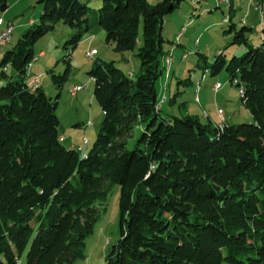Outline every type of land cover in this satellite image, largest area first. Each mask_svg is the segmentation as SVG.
<instances>
[{
  "label": "trees",
  "instance_id": "16d2710c",
  "mask_svg": "<svg viewBox=\"0 0 264 264\" xmlns=\"http://www.w3.org/2000/svg\"><path fill=\"white\" fill-rule=\"evenodd\" d=\"M184 1L103 0L93 10L81 0H38L39 22L0 64V264L84 260L114 184L120 239L106 264H264V41L250 45L252 29L238 30L231 18V45L248 52L228 61L221 51L201 67L212 77L229 74L254 123L168 119L157 108L156 89L165 69L164 24ZM9 8V0H0V13ZM59 23L75 30L66 49L74 51L101 27L115 52L138 50L141 63L134 79L114 61L95 59L88 75L104 118L86 154L64 146L58 100L28 82L35 45ZM71 55L63 75L50 71L59 90ZM138 127L143 131L130 149Z\"/></svg>",
  "mask_w": 264,
  "mask_h": 264
},
{
  "label": "rangeland",
  "instance_id": "374dc122",
  "mask_svg": "<svg viewBox=\"0 0 264 264\" xmlns=\"http://www.w3.org/2000/svg\"><path fill=\"white\" fill-rule=\"evenodd\" d=\"M17 1L18 3L14 4ZM81 1L87 3L93 10H99L103 3V0ZM148 1L151 5H156L162 0ZM11 3L13 5L10 4L8 10L10 13L6 19L0 16L5 23H10L11 27L15 26L12 28L11 42L0 47V64L4 54L17 43L28 29V27L23 29L21 24L31 19H36V23L39 22L43 9L38 0H14ZM230 8H232V0H229L228 3H221L220 0H185L179 10L166 17L164 24L166 56L162 60L165 69L163 76L156 84L160 97L157 108L161 110L164 117L171 119L172 117L187 116L190 106L193 104L198 106L194 98L196 97L198 102L197 95L203 86L209 88L211 99L214 100L213 87L219 83L220 85L215 86L217 90L222 85L223 89L221 90L227 87L226 91L234 95V99L230 103L220 98L222 107L225 104L228 105V110L235 114L233 116L235 120L233 119L231 124L254 123V117L241 102L239 88L230 83L229 74L224 71L212 77L208 73L203 74L201 68L205 58L208 62H213L221 50L225 52L228 61L248 52V48L245 46L231 45L233 34L226 33L229 30L228 22L231 18L232 24H235L238 30L244 26L252 29L247 33L250 45L259 46L264 41V0L263 3L261 0H233L231 12ZM0 15H4V13H0ZM9 19L15 21H8ZM74 33L73 28L59 23L53 33L48 34L35 45L37 58L28 69V82L33 87H42L43 85L46 94L54 101L58 100L56 114L60 120L64 146L68 149H79L84 147L87 140L88 144L85 150L89 152L97 139L104 118L101 107L94 96L95 82L88 75L95 59L114 61L119 69L134 79L140 73L141 63L137 56L138 50L124 53L115 52L113 46L106 42V33L101 27H97L91 34L98 37L93 46L80 44L74 51L71 47L66 49L65 44L73 37ZM3 36L0 38V44L4 40ZM94 36H91L90 40H93ZM94 48L99 52V55L88 57V53L94 51L92 50ZM41 52H44L46 57L39 56ZM69 53H72V69L67 84L62 90H59L53 82L50 71L53 70L57 76L63 75L67 68L64 58ZM48 62L51 63L49 64L50 68L46 70L44 66ZM1 71L0 68V87L5 84V80L1 77ZM31 71L35 76H31ZM6 72L10 77L15 76V72L11 68H7ZM75 85L87 86V90L74 92ZM175 96L176 99L172 101ZM169 100L170 103L164 107ZM162 107H164L163 111ZM209 113L212 114L208 109L206 114L200 115L203 123H208L207 115ZM218 115L225 122L223 110H218ZM142 131V128L139 127L135 130L134 138L130 141V149L134 147L136 139ZM119 198L120 187L114 184L107 201L101 205V219L97 223L94 233L86 240V258L75 264H106V258L111 248L120 239ZM20 262L26 264L25 257Z\"/></svg>",
  "mask_w": 264,
  "mask_h": 264
},
{
  "label": "crops",
  "instance_id": "0c3cea01",
  "mask_svg": "<svg viewBox=\"0 0 264 264\" xmlns=\"http://www.w3.org/2000/svg\"><path fill=\"white\" fill-rule=\"evenodd\" d=\"M14 0H9V4H12L11 2H13ZM18 3V1L17 2H14V4H17ZM13 5V4H12ZM12 7V6H11ZM10 9V8H9ZM232 9H233V0H232ZM10 12L9 11H6L5 13H4V15H0V16H2L4 19H6V17L8 16V14H9ZM36 19H31V20H29L28 22H26V23H24V24H21V27L23 28V29H25V28H29L31 25H33L34 23H36V21H35ZM8 21H15V20H8ZM15 23V22H14ZM17 26H16V30H17ZM98 33H99V31H98ZM91 36H94V35H87L85 38H84V40L82 41V43L81 44H88V46L89 47H91V46H93L94 45V43H95V41H97V39H98V37H95L93 40H90V37ZM92 50H96L95 48L94 49H92ZM222 51V50H221ZM221 51H219V52H221ZM98 52V51H97ZM97 55H99V52L97 53ZM39 56H44V57H46V55H45V53L44 52H41L40 53V55ZM49 64H51V63H46V65L44 66V68L46 69V70H49L48 68H50L49 66ZM42 72V71H41ZM44 72H46V71H44ZM31 76H35L34 74H33V72L31 71ZM219 83H216L215 85H214V94H215V96H214V100L213 99H211V92L209 91V88L208 87H206V86H203L202 88H200V90H199V92H198V95H197V99H198V102L196 101V97L194 98V101L197 103V105L198 106H196L195 104H193V106H190V108H189V111L187 110V115H192V116H197V117H199V119L201 120V118H200V115H202V114H206V112L208 111V109L211 111V113L213 114H211L210 115V113L207 115V120H209L208 122H211L212 124H214V125H216V126H223V125H234V124H231V121L233 122V119H234V113L233 112H231V111H229L228 110V105H224L223 107H222V105H221V102H220V98L221 99H224L225 100V102H229L230 103V101L231 100H233L234 99V95L233 94H231V92H229V91H226L227 90V87L224 89V90H221V89H223V86L221 85V87H220V89L219 90H217L216 88L217 87H215L216 85H218ZM220 85V84H219ZM42 87H43V85H42ZM216 89V90H215ZM159 93V92H158ZM195 96H196V94H195ZM158 98H160L159 97V95H158ZM226 98V99H225ZM170 103V100H169V102L167 103V104H165L164 105V107L166 106V105H168ZM164 107H162V111H163V108ZM217 110V111H216ZM218 110H223V113H224V117H225V122H223L220 118H219V115H218ZM195 113V114H194ZM235 120V119H234ZM202 121V120H201ZM203 122V121H202ZM64 138V137H63ZM62 138V139H63ZM76 148V147H75Z\"/></svg>",
  "mask_w": 264,
  "mask_h": 264
},
{
  "label": "built area",
  "instance_id": "2783aa9c",
  "mask_svg": "<svg viewBox=\"0 0 264 264\" xmlns=\"http://www.w3.org/2000/svg\"><path fill=\"white\" fill-rule=\"evenodd\" d=\"M8 28H15V27H8L7 23H5V21L3 20V18L0 17V38L2 35H5V32L8 30ZM0 47H2L0 45ZM94 55H97V51H91L88 53V57H92ZM87 90V86H83V85H75V90L74 91H85ZM219 90V89H218ZM162 101V100H161ZM162 103V102H161ZM88 141L86 140V143L84 144V147H82L83 149V153H87V151L85 150V148L87 147ZM17 264H21L20 261H18Z\"/></svg>",
  "mask_w": 264,
  "mask_h": 264
},
{
  "label": "bare ground",
  "instance_id": "6f19581e",
  "mask_svg": "<svg viewBox=\"0 0 264 264\" xmlns=\"http://www.w3.org/2000/svg\"><path fill=\"white\" fill-rule=\"evenodd\" d=\"M220 2L221 3H228L229 2V0H220ZM12 25H14V24H12ZM7 26L8 27H11V25H10V23H7ZM15 27V26H14ZM13 33H14V31H13ZM8 34V35H7ZM12 28H8V30L5 32V35L3 36V39L4 40H2V45L1 46H3V45H5L6 43H9V42H11V39H12ZM7 41V42H6ZM8 45V44H7ZM93 57V56H92ZM75 90V89H74ZM74 92H80V91H74Z\"/></svg>",
  "mask_w": 264,
  "mask_h": 264
}]
</instances>
